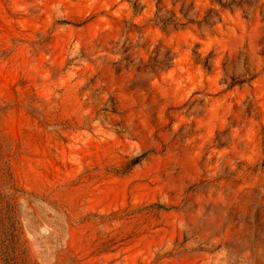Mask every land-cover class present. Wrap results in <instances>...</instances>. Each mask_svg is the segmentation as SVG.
I'll return each mask as SVG.
<instances>
[{"label":"rangeland","instance_id":"obj_1","mask_svg":"<svg viewBox=\"0 0 264 264\" xmlns=\"http://www.w3.org/2000/svg\"><path fill=\"white\" fill-rule=\"evenodd\" d=\"M0 264H264V0H0Z\"/></svg>","mask_w":264,"mask_h":264}]
</instances>
